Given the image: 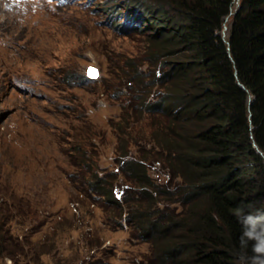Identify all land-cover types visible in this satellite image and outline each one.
Here are the masks:
<instances>
[{
  "label": "trees",
  "instance_id": "1",
  "mask_svg": "<svg viewBox=\"0 0 264 264\" xmlns=\"http://www.w3.org/2000/svg\"><path fill=\"white\" fill-rule=\"evenodd\" d=\"M108 1L111 27L144 34L148 69L118 59V90L102 81L120 107L110 121L117 166L100 164L99 129L70 109L71 186L127 212L149 264H264V0ZM153 161L167 183L149 175ZM149 187L180 209L155 212ZM31 214L28 200L0 198V260L23 249L6 220Z\"/></svg>",
  "mask_w": 264,
  "mask_h": 264
},
{
  "label": "rangeland",
  "instance_id": "2",
  "mask_svg": "<svg viewBox=\"0 0 264 264\" xmlns=\"http://www.w3.org/2000/svg\"><path fill=\"white\" fill-rule=\"evenodd\" d=\"M107 3L112 5L0 0V198L28 200L33 209L23 222L6 220L23 249L0 264H149L150 243L126 221L127 212L105 211L100 196L81 194L66 177L72 169L68 122L78 123L67 118L70 109L80 105L101 132L93 139L100 164L117 166L110 121L120 107L105 95L102 81L111 92L118 90L111 75L118 59L148 69L144 34L111 27ZM90 67L97 68L96 77L89 75ZM83 77L94 82L86 85ZM148 173L156 183L169 181L157 161L149 163ZM146 191L152 199L145 202L155 200L149 204L155 212L180 209L155 188Z\"/></svg>",
  "mask_w": 264,
  "mask_h": 264
},
{
  "label": "water",
  "instance_id": "3",
  "mask_svg": "<svg viewBox=\"0 0 264 264\" xmlns=\"http://www.w3.org/2000/svg\"><path fill=\"white\" fill-rule=\"evenodd\" d=\"M227 28V25H225V29ZM89 75L91 76V77H96L97 75H98V70H97V68H95V67H90L89 68Z\"/></svg>",
  "mask_w": 264,
  "mask_h": 264
},
{
  "label": "built area",
  "instance_id": "4",
  "mask_svg": "<svg viewBox=\"0 0 264 264\" xmlns=\"http://www.w3.org/2000/svg\"><path fill=\"white\" fill-rule=\"evenodd\" d=\"M75 207V206H74ZM76 208V207H75Z\"/></svg>",
  "mask_w": 264,
  "mask_h": 264
}]
</instances>
